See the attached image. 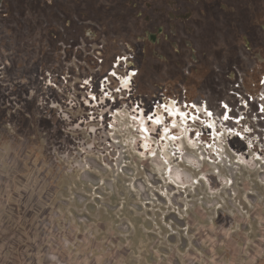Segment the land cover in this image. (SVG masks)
Here are the masks:
<instances>
[{
	"label": "clouds",
	"instance_id": "obj_1",
	"mask_svg": "<svg viewBox=\"0 0 264 264\" xmlns=\"http://www.w3.org/2000/svg\"><path fill=\"white\" fill-rule=\"evenodd\" d=\"M89 3L0 22V264H264V25L161 77Z\"/></svg>",
	"mask_w": 264,
	"mask_h": 264
},
{
	"label": "flooded vegetation",
	"instance_id": "obj_2",
	"mask_svg": "<svg viewBox=\"0 0 264 264\" xmlns=\"http://www.w3.org/2000/svg\"><path fill=\"white\" fill-rule=\"evenodd\" d=\"M78 11L81 23H74L73 35L87 21H109L118 33L116 45L141 60L149 74L158 70L161 77L179 72L182 66L199 65L213 51V40L251 33L264 25V0H106L99 8L89 3ZM58 12L48 9L43 0H0L1 22L20 24ZM86 36L96 38L92 31ZM115 55L113 69L121 64L119 53ZM227 75L229 81L234 78ZM199 78L195 84L202 81Z\"/></svg>",
	"mask_w": 264,
	"mask_h": 264
},
{
	"label": "rangeland",
	"instance_id": "obj_3",
	"mask_svg": "<svg viewBox=\"0 0 264 264\" xmlns=\"http://www.w3.org/2000/svg\"><path fill=\"white\" fill-rule=\"evenodd\" d=\"M0 22H1V21H0ZM2 22H4V21H2ZM5 23H7V24H9V25H11V24H15L12 20L10 21V23H9V22H6V21H5ZM118 69H120V66H118L116 69H113V71L115 72L117 78H119V71H118ZM197 76L200 77L199 80H204V78H205L204 75H200V74H198ZM227 76H228V75H227ZM227 78H228V77H227ZM196 84H197V83H196ZM222 91H223V89H222ZM262 106H264V105H262ZM170 107H171V106H169V108H170ZM146 114H147V113H146ZM195 114H196V113L193 112V115H195ZM184 115H185L184 112H180V111H176V110H170L169 112H163V113H162V119H164L165 122L172 121V122L179 123L180 120H181V118H182ZM230 115H231V113H230ZM209 131L211 132L212 130L210 129Z\"/></svg>",
	"mask_w": 264,
	"mask_h": 264
}]
</instances>
